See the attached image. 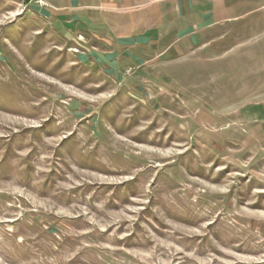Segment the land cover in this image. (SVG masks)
<instances>
[{
	"label": "rangeland",
	"instance_id": "obj_1",
	"mask_svg": "<svg viewBox=\"0 0 264 264\" xmlns=\"http://www.w3.org/2000/svg\"><path fill=\"white\" fill-rule=\"evenodd\" d=\"M0 0V264H264V0Z\"/></svg>",
	"mask_w": 264,
	"mask_h": 264
},
{
	"label": "crops",
	"instance_id": "obj_2",
	"mask_svg": "<svg viewBox=\"0 0 264 264\" xmlns=\"http://www.w3.org/2000/svg\"><path fill=\"white\" fill-rule=\"evenodd\" d=\"M69 3L72 4L70 0H69Z\"/></svg>",
	"mask_w": 264,
	"mask_h": 264
}]
</instances>
